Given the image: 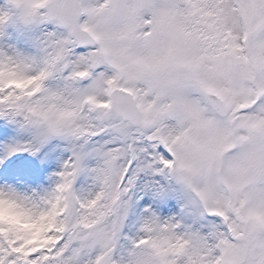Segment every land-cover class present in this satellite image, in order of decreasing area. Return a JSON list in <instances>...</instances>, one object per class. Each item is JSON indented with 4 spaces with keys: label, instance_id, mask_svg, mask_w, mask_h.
Wrapping results in <instances>:
<instances>
[{
    "label": "snow or ice",
    "instance_id": "obj_1",
    "mask_svg": "<svg viewBox=\"0 0 264 264\" xmlns=\"http://www.w3.org/2000/svg\"><path fill=\"white\" fill-rule=\"evenodd\" d=\"M0 264H264V0H0Z\"/></svg>",
    "mask_w": 264,
    "mask_h": 264
}]
</instances>
